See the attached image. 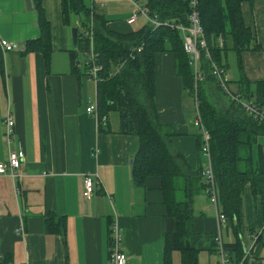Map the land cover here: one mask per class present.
Here are the masks:
<instances>
[{
    "label": "crops",
    "instance_id": "0c3cea01",
    "mask_svg": "<svg viewBox=\"0 0 264 264\" xmlns=\"http://www.w3.org/2000/svg\"><path fill=\"white\" fill-rule=\"evenodd\" d=\"M40 1L50 28L48 61L39 50H26L40 34L33 1L0 0V37L18 45L5 53L0 71V162L6 161L9 150L24 154L16 177L0 174V253L9 264H111L109 228L116 222L126 264H182L180 251L165 254L175 221L167 214L160 180L148 177L143 186L133 181L138 136L120 132L119 117L110 115L107 130L98 131L94 116L85 109L96 103V84L84 75V65L79 69L77 61L74 70L69 58L73 26L63 25L60 0ZM136 2L143 4V0H88L104 14L108 30L121 34L150 25L145 16L128 24ZM240 8L252 41L239 53L230 49L224 62L228 72L235 70L231 92H237L244 80L248 83L243 82L247 85L243 88L248 87L253 96L258 87L264 91V0L242 1ZM153 68L157 120L172 133L169 151L199 178L204 159L199 130L192 123L194 97L184 90L172 50L157 52ZM7 112L14 120L10 140L3 123ZM260 150L264 156V134L250 146L253 167L260 163ZM239 167L243 170L245 163L239 162ZM86 175L94 180L90 200L83 194ZM175 185L176 198L185 199L183 176ZM241 202L240 238L243 254L248 251L240 262L264 264V208L250 182L242 188ZM18 227H22L20 235L15 233ZM217 233L223 242L235 241L200 187L193 200L189 238L198 250L197 264H219L213 249Z\"/></svg>",
    "mask_w": 264,
    "mask_h": 264
},
{
    "label": "trees",
    "instance_id": "16d2710c",
    "mask_svg": "<svg viewBox=\"0 0 264 264\" xmlns=\"http://www.w3.org/2000/svg\"><path fill=\"white\" fill-rule=\"evenodd\" d=\"M32 1L38 13L40 34L27 43L26 50L37 49L48 61L51 52L49 23L42 14L41 1ZM242 1L250 0H198L199 18L210 58L201 52L199 69L202 80L194 91L203 125L209 133L216 207L218 213L225 216L226 229L235 238L233 243L223 242L234 264L239 263L247 253L245 251L243 254L240 238L243 232L241 194L247 182L251 183L254 194L259 195L264 208V156L260 150V163L253 167L249 151L257 137L264 134V122L249 114L220 86L212 73L211 63L228 71L227 63L224 62L227 52L233 49L239 53L251 43L252 33L244 24L240 8ZM143 4L148 8L150 16L158 21L187 24L188 0H143ZM60 11L63 25L69 26L72 17L78 20L76 26H73L77 28V46L68 51L74 70L78 53L87 56L92 47L96 55L100 66L97 72L99 80L96 82L98 114L106 115L109 124V112H116L120 120V132L135 133L138 136L139 147L131 166L134 183L143 186L148 177L160 180L167 214L175 221L174 230L166 239V256L171 249H176L182 254V264H197L198 250L189 238L192 234L195 193L198 188L204 189L205 186L202 168L198 174L199 179L196 174L188 171L183 160L179 161L171 154L168 141L172 133L158 122L154 105V55L169 49L174 52L176 72L182 79L184 90L188 96H195L194 72L183 50L179 30L166 25L156 28L147 25L133 33H116L108 30L104 14L95 5H89L88 0H60ZM85 29L91 31V39L84 35ZM137 47H140V51H136ZM0 71H3L1 52ZM243 82L248 83L241 80L237 92L229 91L241 93L264 112L261 107L263 102H259V99H264V91L258 87L256 93L250 96L252 92L248 87L243 88L247 86ZM108 127L99 131L107 130ZM200 145L201 138L199 151ZM247 149V153L243 154ZM239 162L245 163L243 170ZM183 167L186 171L182 170ZM179 176H183L185 181L183 200H178L175 195V182ZM233 254L237 257L236 261H233Z\"/></svg>",
    "mask_w": 264,
    "mask_h": 264
},
{
    "label": "built area",
    "instance_id": "2783aa9c",
    "mask_svg": "<svg viewBox=\"0 0 264 264\" xmlns=\"http://www.w3.org/2000/svg\"><path fill=\"white\" fill-rule=\"evenodd\" d=\"M137 3V2H136ZM198 0H188V14L187 24H172L168 22L158 21L155 17L150 16L148 8L144 4H135V12L132 16L127 18L128 24H133L138 16H145L151 27L156 28L161 25H166L171 28H176L182 33L183 37V50L189 56L190 63L194 72V84L193 89L196 91L198 82L202 80V75L198 68L201 52L210 58L207 40L204 34V30L201 25L198 11ZM84 35L91 39V31L85 29ZM89 50L84 64V75L92 80L95 84L99 80L97 72L100 66L97 64L96 55L92 50ZM18 49V45L14 42L0 37V52L2 57L9 51ZM136 51H140V47L136 48ZM134 55L132 54V57ZM212 73L218 79L220 86L231 96V98L239 103L249 114H252L254 118H257L264 122V112L252 102L251 99L244 97L241 93H231L229 91L228 82L230 75L224 67L217 66L215 63H211ZM196 92H194L195 95ZM86 112L92 114L96 120V127L98 131L102 128H106L108 125V117L106 115H99L95 104H89L86 108ZM3 123L8 139L10 140L14 128V120L12 115L6 113ZM193 126L199 130V138H201L200 154L204 159L202 166V176L204 180V192L208 196L210 202L216 206V188L214 186V173L212 169L210 145H209V133L203 125L200 111L198 109V100L196 95L194 96V119ZM10 142V141H9ZM24 162V154L21 150H9L7 159L4 162H0V174H8L11 177L18 175L22 163ZM84 185V198L90 200L94 192V180L90 175H86L83 179ZM218 220L222 226H225L226 218L223 214L218 213ZM22 227H18L15 231L17 234H21ZM109 252L111 264H126L127 257L124 251L121 250V229L116 222H111L109 228ZM254 240L256 236L253 237ZM214 249L219 256V264H234L229 258L228 253L224 249L223 239L220 233H217L213 238ZM247 252V250H246ZM0 264H9L4 261L3 255L0 253ZM241 264V262L237 263Z\"/></svg>",
    "mask_w": 264,
    "mask_h": 264
},
{
    "label": "rangeland",
    "instance_id": "374dc122",
    "mask_svg": "<svg viewBox=\"0 0 264 264\" xmlns=\"http://www.w3.org/2000/svg\"><path fill=\"white\" fill-rule=\"evenodd\" d=\"M77 22H78V20L76 18L72 17V19H71L72 26H76ZM69 46L71 48L72 44H70ZM77 61L79 62L77 64L78 68L82 70L83 69V65L85 64V61H86V57L84 55H82L81 53H78V55H77ZM229 67H231V66H229ZM229 74H230V76L232 74V76L234 77L235 70L233 68H229ZM91 83L93 84V86L95 85L93 82H91ZM229 83H230V81L228 82V87H229ZM193 93H194V90H193ZM188 100H189V97H188ZM109 115H110V118H112V119H116L117 120V118H118L117 113L114 112V111H110L109 112ZM178 160L181 161V159H178ZM182 170H184V169H182ZM182 172H184V171H182Z\"/></svg>",
    "mask_w": 264,
    "mask_h": 264
},
{
    "label": "water",
    "instance_id": "95a60500",
    "mask_svg": "<svg viewBox=\"0 0 264 264\" xmlns=\"http://www.w3.org/2000/svg\"><path fill=\"white\" fill-rule=\"evenodd\" d=\"M70 31H71L72 46H73V48H76V46H77V28L72 27Z\"/></svg>",
    "mask_w": 264,
    "mask_h": 264
}]
</instances>
